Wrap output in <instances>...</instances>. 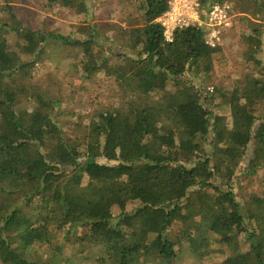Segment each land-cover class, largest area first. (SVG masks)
Segmentation results:
<instances>
[{"label": "trees", "instance_id": "16d2710c", "mask_svg": "<svg viewBox=\"0 0 264 264\" xmlns=\"http://www.w3.org/2000/svg\"><path fill=\"white\" fill-rule=\"evenodd\" d=\"M11 1L0 6V262L58 264L67 248L97 247L90 264H175L197 218L193 233L231 249L220 264H264V187L245 202L234 181L264 172V0H229L239 12L254 1L262 21L240 35L241 73L229 91L193 77L219 50L204 42L205 28L165 40L157 18L168 0H40L76 15L68 34L17 14ZM108 1L125 25L97 18ZM116 25L121 36L108 35L105 52L102 37ZM120 37L128 52L113 46ZM67 46L78 49L84 79L101 72L118 85L117 102L92 108L79 137L64 134L78 105L64 110L61 97L29 95L23 84ZM229 115L230 128L221 123ZM30 204H42L46 222L22 210ZM43 244L57 261L33 256Z\"/></svg>", "mask_w": 264, "mask_h": 264}, {"label": "rangeland", "instance_id": "374dc122", "mask_svg": "<svg viewBox=\"0 0 264 264\" xmlns=\"http://www.w3.org/2000/svg\"><path fill=\"white\" fill-rule=\"evenodd\" d=\"M39 1L40 0H13L11 3L14 5V10L17 14L32 20V22L38 26L45 25L47 28L56 29L64 34H68L74 29L76 24H79L76 15L69 14L59 7L54 9L43 7ZM3 2L4 0H0V6ZM226 2L231 3L233 6L235 5L234 1H220V3ZM208 5L209 4H201L202 7ZM244 8L242 12L234 11L231 8L236 17L233 19L232 25L224 30V44L219 46V50L212 55V59L209 62L210 64L212 62L210 69L203 72L195 71V74H193L194 79L205 88L215 85L220 86L222 84L226 91H229L237 84V79L240 77L241 73V66L239 58L235 53L237 52V43L239 42L240 35L249 30L259 29L262 22L257 16L258 6L254 1L247 2ZM129 9L130 7L128 10ZM94 10L97 12V18L104 23H121V14L115 9V3H112V1H108L106 6L103 5V7L99 5L97 9L94 8ZM107 12H113V15L108 18L104 17L103 15ZM121 25H125V23H121ZM117 26L118 25L112 27V29L107 27L105 30L101 40V47L105 52L108 50L107 47L112 44L111 39H108L107 36L109 35L110 38L113 36H121L120 31L117 33ZM113 46L123 49L124 52H128L125 37H120V40L115 42ZM54 50L58 49L55 48ZM77 50L75 46H67L65 51H54L50 59L46 57L43 59L44 61L37 65L36 69L32 71L31 77H25L23 84L28 87L27 92L29 95H31V93L36 95L37 92H39L45 97H61L64 110L72 111L71 109H75L73 106L78 105V107H76L77 116L65 119L68 126L64 134L68 136L73 132L79 137L85 132L82 130L80 122L86 121L89 118L92 108L98 105V103L103 106H113L117 102L116 89L118 85L113 78H107L101 72L96 73L92 78L84 79V77L81 76L80 69H77L76 59L72 56L77 55ZM69 51H73L72 53L75 54H70ZM241 63L243 65L245 64L244 62ZM203 68H206V65H203ZM167 86L170 85L168 84ZM35 98L37 99V97ZM79 100L81 102L78 103ZM206 106L209 107V105ZM210 106L213 108L211 104ZM221 123L224 125L226 124V126L230 128L231 115L222 118ZM250 153L251 150L248 151V155H250ZM237 174L234 181L235 184L240 186L239 194L245 198V202L249 200L256 201V198L260 195L264 187V172H260L254 176ZM41 206L42 204L24 205L22 210L26 213L30 212L34 221H41L44 223L46 220L40 213ZM196 219L197 218H191L188 221L189 226L184 229V233L182 234L183 245L175 264H220L231 254V249L227 244L216 241L218 239L215 237L204 239L193 233L192 229L195 227ZM180 227L181 226L178 225L173 226L172 234L174 236L180 234ZM96 248L97 247H90L88 251L84 253L78 252L76 247H72L71 249L67 248L62 254L57 255L56 258V256L53 255L54 252L50 250V246H48V244H43L35 247L33 256L36 258L48 259L50 262L57 261L55 258L58 260L66 258L58 261V264H90L89 258L95 257ZM0 264L2 263L0 262Z\"/></svg>", "mask_w": 264, "mask_h": 264}, {"label": "built area", "instance_id": "2783aa9c", "mask_svg": "<svg viewBox=\"0 0 264 264\" xmlns=\"http://www.w3.org/2000/svg\"><path fill=\"white\" fill-rule=\"evenodd\" d=\"M168 4L169 8L157 18L167 42L174 41L177 30L194 24L205 28L204 42L211 48H218L224 44V30L232 25L236 17L229 2H216L203 7L199 0H168Z\"/></svg>", "mask_w": 264, "mask_h": 264}]
</instances>
